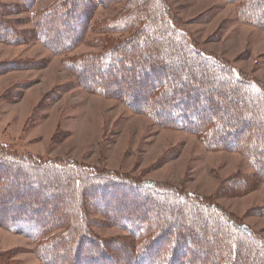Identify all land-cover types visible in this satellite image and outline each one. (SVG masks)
<instances>
[{
  "label": "trees",
  "instance_id": "obj_1",
  "mask_svg": "<svg viewBox=\"0 0 264 264\" xmlns=\"http://www.w3.org/2000/svg\"><path fill=\"white\" fill-rule=\"evenodd\" d=\"M24 1L30 6L35 0ZM120 1L122 10L97 29L134 33L75 61L76 74L87 85L97 83L92 92L122 94L132 108L197 133L212 149L241 152L255 174L248 183L264 182V85L198 51L164 0H55L37 14L32 38L61 53L83 35L97 5ZM229 1L241 21L264 27V0ZM18 10L0 1V38L12 44L19 35L5 17ZM124 70L132 75L125 84ZM125 196L134 202L122 205ZM66 201L68 217L59 214ZM89 210L106 215L128 239L110 244L91 234L96 221ZM0 226L30 239L41 264H264V240L209 200L70 160L38 158L1 142Z\"/></svg>",
  "mask_w": 264,
  "mask_h": 264
},
{
  "label": "rangeland",
  "instance_id": "obj_2",
  "mask_svg": "<svg viewBox=\"0 0 264 264\" xmlns=\"http://www.w3.org/2000/svg\"><path fill=\"white\" fill-rule=\"evenodd\" d=\"M0 1L19 9L8 13L4 23L20 37H15L14 44L0 38L1 143L38 158L70 160L138 182L175 187L209 200L246 231L264 240V182L248 183L246 177L255 174L241 152L212 149L197 133L165 125L152 114L132 108L122 94L106 89L104 94H96L91 87L98 86L97 83L85 84L71 67L78 59L108 50L112 46L109 40L131 37L134 32L97 29V24L122 10L124 1L97 5L83 35L63 53L32 38L37 14L55 0H35L30 6L24 0ZM164 2L172 8L177 27L198 51L224 60L236 73L264 85V27L241 21L235 1ZM104 41L109 43L105 45ZM123 72L126 78L122 73L121 79L125 78V84L132 75ZM164 78L169 81L167 76ZM116 83L114 88H124V84ZM231 85L240 87L236 83ZM221 107L218 105L219 110ZM133 200L128 196L121 203L128 206ZM70 207L66 201L59 214L68 217ZM89 212L96 221L90 227L91 234L110 240V244L127 237L109 224L106 215ZM194 217L198 219L197 215ZM197 234L201 238L203 233ZM241 239L244 240L242 236ZM200 245L204 247L203 243ZM33 246L24 235L0 226V260L4 264H41Z\"/></svg>",
  "mask_w": 264,
  "mask_h": 264
}]
</instances>
